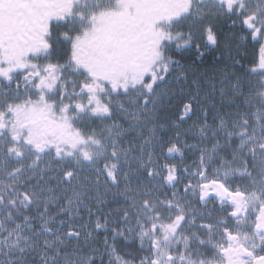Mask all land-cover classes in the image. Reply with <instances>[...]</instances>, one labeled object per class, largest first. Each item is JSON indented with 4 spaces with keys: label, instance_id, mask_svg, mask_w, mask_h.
I'll list each match as a JSON object with an SVG mask.
<instances>
[{
    "label": "snow or ice",
    "instance_id": "6c2138e0",
    "mask_svg": "<svg viewBox=\"0 0 264 264\" xmlns=\"http://www.w3.org/2000/svg\"><path fill=\"white\" fill-rule=\"evenodd\" d=\"M0 264H264V0H0Z\"/></svg>",
    "mask_w": 264,
    "mask_h": 264
},
{
    "label": "flooded vegetation",
    "instance_id": "af4514ba",
    "mask_svg": "<svg viewBox=\"0 0 264 264\" xmlns=\"http://www.w3.org/2000/svg\"><path fill=\"white\" fill-rule=\"evenodd\" d=\"M224 33H225V35L222 36V43L225 42L227 40V38L231 35L228 32L227 27H225ZM238 44L242 45L243 42H240V41H237V40H233L232 41V47L234 49V52H233L234 55L236 54L235 53V48H236V46ZM240 56L244 57V59L242 60V63H244L246 66H251V65L248 64V61L252 58L251 57V49H249L248 52L245 53L243 46H241V48H240ZM211 60H212V57H211V55H209L208 62H211ZM206 66H207V64L202 65V67H206Z\"/></svg>",
    "mask_w": 264,
    "mask_h": 264
},
{
    "label": "rangeland",
    "instance_id": "374dc122",
    "mask_svg": "<svg viewBox=\"0 0 264 264\" xmlns=\"http://www.w3.org/2000/svg\"><path fill=\"white\" fill-rule=\"evenodd\" d=\"M191 162H192V161H191L190 159H189L188 161H186V163H188V164H191Z\"/></svg>",
    "mask_w": 264,
    "mask_h": 264
}]
</instances>
